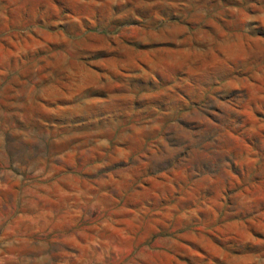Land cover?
Instances as JSON below:
<instances>
[{"label": "rangeland", "instance_id": "obj_1", "mask_svg": "<svg viewBox=\"0 0 264 264\" xmlns=\"http://www.w3.org/2000/svg\"><path fill=\"white\" fill-rule=\"evenodd\" d=\"M0 264H264V0H0Z\"/></svg>", "mask_w": 264, "mask_h": 264}]
</instances>
